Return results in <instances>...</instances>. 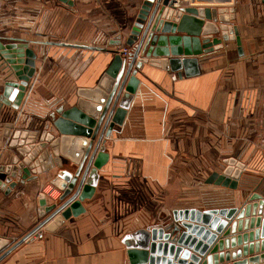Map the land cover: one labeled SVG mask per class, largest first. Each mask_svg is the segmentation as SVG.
I'll use <instances>...</instances> for the list:
<instances>
[{
  "label": "crops",
  "instance_id": "0c3cea01",
  "mask_svg": "<svg viewBox=\"0 0 264 264\" xmlns=\"http://www.w3.org/2000/svg\"><path fill=\"white\" fill-rule=\"evenodd\" d=\"M250 1H192L189 6L233 8L229 22L237 27L241 54L235 41H223L196 56L197 74L182 78L143 62L122 123L106 138L108 159L92 196L82 201L84 211L54 229L41 228L0 264H130L125 234L170 230L174 209L238 208L254 191L264 195V2ZM141 2L0 0V42H26L36 55L19 107L0 102V165L19 156L9 145L14 131H40L49 111L74 106L79 89L97 84L127 47ZM119 35L121 46L110 44ZM7 80L17 79L0 56V92ZM47 160L50 169L36 178L8 193L0 188L1 250L40 221V193L47 204L57 199L50 179L58 168ZM197 170L206 171L202 204L178 206L177 187L192 185ZM210 171L236 179L237 187L205 183Z\"/></svg>",
  "mask_w": 264,
  "mask_h": 264
},
{
  "label": "water",
  "instance_id": "95a60500",
  "mask_svg": "<svg viewBox=\"0 0 264 264\" xmlns=\"http://www.w3.org/2000/svg\"><path fill=\"white\" fill-rule=\"evenodd\" d=\"M214 1L223 5L231 0ZM175 3L142 0L124 41L130 48L128 55L115 53L97 84L79 89L74 106L64 109L60 104L49 111L40 131L13 132L9 145L19 156L0 165V173L5 174L0 188L8 193L18 183L49 170L47 157L51 156L58 170L50 184L60 193L50 204L39 194L40 221L3 250L1 245L0 260L38 229H54L84 211L82 201L92 196L97 171L108 159L106 138L113 124L122 123L143 62L177 71L182 78L197 74L196 56L213 51L223 41H235L241 54L237 27L229 22L232 7ZM110 44L121 46L120 35ZM0 56L17 79L5 81L0 102L17 109L35 73L36 55L26 42H0ZM204 182L231 189L238 185L236 179L216 171ZM172 214L170 230L139 228L123 236L130 264H264V195L254 191L238 208H184Z\"/></svg>",
  "mask_w": 264,
  "mask_h": 264
},
{
  "label": "rangeland",
  "instance_id": "374dc122",
  "mask_svg": "<svg viewBox=\"0 0 264 264\" xmlns=\"http://www.w3.org/2000/svg\"><path fill=\"white\" fill-rule=\"evenodd\" d=\"M239 4H245V2L249 3L250 0H237ZM205 170H197L194 172V176H190L192 178V185H186L182 181V185L178 186V196H179V202L176 204L178 206H187V205H193V204H202L201 200L203 199V191H201V185L202 182V176L205 173ZM213 172V171H210ZM217 172V171H216ZM9 245V244H8ZM6 245V246H8ZM5 248V247H4Z\"/></svg>",
  "mask_w": 264,
  "mask_h": 264
},
{
  "label": "built area",
  "instance_id": "2783aa9c",
  "mask_svg": "<svg viewBox=\"0 0 264 264\" xmlns=\"http://www.w3.org/2000/svg\"><path fill=\"white\" fill-rule=\"evenodd\" d=\"M192 1L194 0H175V4L176 5H191ZM130 52V49L128 47H121L119 50V53L123 56L128 55V53ZM41 228L38 229L32 236H40L41 235Z\"/></svg>",
  "mask_w": 264,
  "mask_h": 264
}]
</instances>
